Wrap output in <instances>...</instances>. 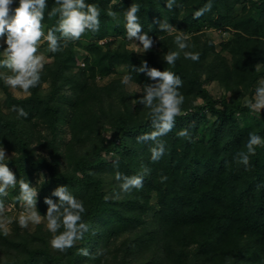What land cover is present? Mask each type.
Returning a JSON list of instances; mask_svg holds the SVG:
<instances>
[{"label":"trees","instance_id":"1","mask_svg":"<svg viewBox=\"0 0 264 264\" xmlns=\"http://www.w3.org/2000/svg\"><path fill=\"white\" fill-rule=\"evenodd\" d=\"M85 2L101 10L99 31L86 32L59 53L49 52L52 61L45 62L41 83L30 96H14L0 80V145L17 180L25 178L37 188L42 216L44 199L57 201L51 193L66 186L83 201L90 231L61 253L49 244L46 222L22 230L13 221L9 228L0 226V264H264V146L249 157V170L236 162L237 154L246 152L250 133L264 138V110L256 118L257 112L241 100L252 97L264 76V0H212L211 11L199 18L194 14L208 0H177L172 10L166 0ZM132 3L140 5L139 21L154 41L144 54L123 40L124 12ZM47 4L45 33L58 19L48 16L55 0ZM154 21H168L187 33L194 47L186 51L199 52V62L181 52L174 67L167 65L164 55L178 50L175 34L160 32ZM203 26L228 30L230 39L217 49ZM118 36L122 40L112 46ZM142 61L183 81L184 114L161 138L166 151L157 162L151 160L153 142H137L153 131L149 110L134 103L142 98L143 85L153 81L132 73L130 84L139 85L138 91L128 90L123 79L98 81L117 67H139ZM212 81L225 92L219 98L206 87ZM13 106L23 108L27 119L17 118ZM182 129L190 131V140L177 135ZM109 154L114 159H107ZM142 166L151 169L143 188L112 198L120 191L115 173L137 175ZM162 175L168 178L163 183ZM18 196L17 184L3 198L5 206L13 203L20 209ZM81 248L90 255H80Z\"/></svg>","mask_w":264,"mask_h":264},{"label":"clouds","instance_id":"2","mask_svg":"<svg viewBox=\"0 0 264 264\" xmlns=\"http://www.w3.org/2000/svg\"><path fill=\"white\" fill-rule=\"evenodd\" d=\"M177 0H166L165 6L172 10ZM17 0H0V40H3V51L0 55V80H3L6 87L13 90L17 95L30 96L31 90L41 83V73L45 66L46 57L39 49L43 42L47 43V50L51 53L63 51L70 41L79 40L86 32L95 33L99 31L101 10L96 4H88L85 0H55V5L48 13L49 18L58 17L56 25L45 33L44 12L47 8V0H18L16 7L13 4ZM212 0L197 10L195 18H199L206 12L211 11ZM140 5L132 3L124 12L126 38L132 42L137 50L143 54L149 52L153 45V39L143 31L137 13ZM108 16L117 19L115 11H109ZM160 32L169 35L175 34L174 43L177 51H170L164 55L163 60L167 65L174 67L175 62L183 52L184 58L193 62H199L200 53L186 51L194 45L187 41L190 36L184 31L168 23V21H154ZM59 34V35H58ZM134 41H138L137 45ZM63 42V43H62ZM123 76V83L130 84L133 81L132 73L145 74L153 83L143 85L142 98L138 102L147 108L148 116L151 119L153 131L137 137L138 143L153 142L150 148L151 160L159 161L165 154V142L161 139L175 127L176 118L183 115L182 106L185 101L184 95L179 91L183 81L172 71H160L150 68L147 61H142L139 67L129 66ZM139 87V85H136ZM246 106L254 111L264 110V80L259 81L255 89V95L245 98ZM12 111L17 113V118L27 119L28 113L23 108L13 106ZM177 135L184 139H191L188 129L180 130ZM264 146V138L250 133L246 144V152L237 154L236 162L244 166L245 171L249 170V157L255 155L256 148ZM6 149L0 145V226L12 223V219L5 215V204L3 198L8 196L10 189L19 185V196L16 199L22 202L23 211L19 214L18 223L21 228L29 225H40L46 222V229L51 234L49 244L53 250L65 253L73 248L77 242L84 239L89 233L90 225L84 221L83 215L86 208L82 200L77 199L66 186H58L51 196L57 198H45L47 205L45 215L37 211L38 190L30 186L25 179L17 180L15 174L5 163L8 160ZM151 169L142 166L141 172L137 175L127 176L119 171L115 173V180L119 182V192L114 193L112 198L118 199L121 194H130L134 189L143 188L144 177L150 174ZM168 178L161 176V183ZM109 199V197H105ZM61 229H63L61 231ZM94 234V233H93ZM79 254L89 256L86 248L79 249Z\"/></svg>","mask_w":264,"mask_h":264},{"label":"rangeland","instance_id":"3","mask_svg":"<svg viewBox=\"0 0 264 264\" xmlns=\"http://www.w3.org/2000/svg\"><path fill=\"white\" fill-rule=\"evenodd\" d=\"M112 2H113V3H116L117 0H112ZM236 6H237L236 9H237L238 11L242 9V6H240V5H239V6L236 5ZM216 16H217V15L214 13L213 18H215ZM202 32H203V34L205 35V37L210 38V39L213 41V43L216 45V48H217V49H219V44H220L221 41H227V40L230 39V36H231V32H230V31L228 32V30H225V29H223V28H213V27L204 28V26H203V28H202ZM112 37H113V36H111L110 38H107V39H105V40H102V41L99 42V43L105 42L106 40H107V41H108V40H111ZM118 37H119V38H115V40H113L114 43L111 44L112 46H115L119 41L122 40V37H121V36H118ZM113 38H114V37H113ZM123 40H125L126 45H127V47H128L129 49H132L133 51H135V52H137V53H142V50H137L135 47H133V46H132V42L129 41L126 37H124ZM71 42H72V43H75V41H71ZM44 43H45V42H43V43L41 44L39 51H40V53H42V54L46 57V61H45V62H51L52 59L48 57L49 51H48L47 48L44 46ZM134 43H136L137 45L139 44L138 41H134ZM1 44H3V40H0V45H1ZM76 50H77L78 53L82 52L80 48H76ZM79 63H80V65H82V62H81L80 60H79ZM5 71H6V70H5ZM128 71H130V69H128L127 67L120 66V67H117V70H116V72H115L114 74L110 75L109 77H106V78H103V79H99L98 81H99L100 83L104 84V83L109 82L111 79H115V78H117V79H123V76H124ZM261 80H264V76L260 77V78L257 80V82H256V86H255L254 89H253L252 97H254V95H255V89L259 86V81H261ZM126 87H127V89L130 90V91H138V87H137L136 85L127 84ZM206 87H207V89L209 90L210 94H211L212 96H214L215 98H219L221 95H223V94L225 93L224 90H223V88H221V87H220L216 82H214V81L207 83ZM10 90H11V89H10ZM11 92H12V93L14 94V96H16V97H22V96H24V95H17L13 90H11ZM66 95H69V92H68V91H66ZM238 96H239V95H238ZM246 97H247V98H251V97H248L247 95L244 96V97H241L242 102L245 103V98H246ZM0 102H4V96H3V94H2L1 91H0ZM199 102H201V100H200ZM206 115H207L208 119L211 118V115H210L209 113L206 112ZM253 115H254L256 118H259V119L261 118V116H260V115H261L260 112H257V115H256V114H253ZM239 120L241 121V119H239ZM205 131H206V130H205ZM114 157H115L114 155L109 154V155L107 156V159H114ZM39 175H40V176H38V181H40L41 178L43 177V176H41V174H39ZM37 199H38V198H37ZM14 208H15V207H14L13 203H8V204L6 205V208H5V211L7 212V213H5V215H6L7 217L11 218V219H12V222H13V221H17V224H19V223H18V217H19V214L21 213V211H23V207L21 206L20 209H19V208L14 209ZM8 213H9L10 215H7ZM10 225H12V224H11V223H10V224H7V225H5L4 227L9 228ZM20 228H21V227H20ZM34 228H35V225H29L27 228H21V229H22V230H27V229H29V230H33Z\"/></svg>","mask_w":264,"mask_h":264}]
</instances>
